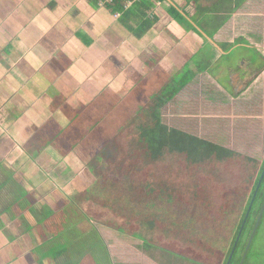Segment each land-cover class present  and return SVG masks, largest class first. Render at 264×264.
<instances>
[{"label": "crops", "instance_id": "obj_1", "mask_svg": "<svg viewBox=\"0 0 264 264\" xmlns=\"http://www.w3.org/2000/svg\"><path fill=\"white\" fill-rule=\"evenodd\" d=\"M146 1L148 9L126 2L122 14L96 0H0V264H197L78 213L94 187L86 141L123 112L141 113L156 89L183 84L160 108L161 123L233 150L209 135L234 118L250 125L243 96L264 81V0ZM236 47L258 58L227 67ZM46 217L78 221L98 245H71L53 262L47 241L57 229Z\"/></svg>", "mask_w": 264, "mask_h": 264}, {"label": "trees", "instance_id": "obj_2", "mask_svg": "<svg viewBox=\"0 0 264 264\" xmlns=\"http://www.w3.org/2000/svg\"><path fill=\"white\" fill-rule=\"evenodd\" d=\"M127 1L132 0H113L107 7L112 12L125 14ZM139 2H142L147 9L150 8L149 2ZM136 3L134 1L131 5ZM182 86L183 84L178 89H162L158 95H154L144 106L141 114L133 118L115 137L113 142L115 155L123 152L120 150L119 139L129 136L130 146L127 149L129 156L141 160L143 166L140 168L149 166L154 171L150 172V176L146 172L140 183L141 188H135L131 177L122 175L118 178L116 174L118 179L114 188L104 189L109 196H112L113 202L110 204L114 206L108 203H100V205L114 211L117 209L123 219L135 220L150 232H174L182 243H188L194 249L198 246L197 251L207 254L211 261L207 264H215L212 262L215 259L219 264H226L246 208L263 171L264 159L258 162L257 159L243 156L220 145L163 125L160 108ZM108 153L111 154V151ZM123 160L127 161V158ZM175 162L184 169L183 172H177ZM232 169H236L241 174L232 173ZM263 201L264 175L229 264H239ZM183 208L191 209L189 212H184L190 215V217L187 215L186 220L191 221L182 222L175 216ZM231 210L238 213L232 228L227 218ZM47 215L49 216L50 213ZM263 219L264 210L256 231ZM43 223L45 227L53 226L57 229V232L49 231L52 237L47 241L48 245L52 244L55 246L54 251H57L47 255L52 256L53 262L65 260V256L71 254L68 250L71 245L78 247L83 245V241L91 247L98 245L97 233L95 231L80 233L76 227L78 221L56 222L54 219L47 220L46 217ZM72 227L73 231H71ZM115 229L141 238L136 231L126 230L120 226H116ZM154 240L150 238V241L154 242ZM249 251L243 264H246Z\"/></svg>", "mask_w": 264, "mask_h": 264}, {"label": "rangeland", "instance_id": "obj_3", "mask_svg": "<svg viewBox=\"0 0 264 264\" xmlns=\"http://www.w3.org/2000/svg\"><path fill=\"white\" fill-rule=\"evenodd\" d=\"M234 1L236 4L241 0H234ZM247 43L250 42L247 41ZM229 54L230 55L227 56L228 57L227 61H225L224 63L227 64V67H232V68L237 66L238 61H242L244 59H248L251 57L252 58L256 57V59L258 58V55L255 52V50L251 48L236 47ZM224 63H221V65ZM217 72H219V69H217ZM220 75L222 77H225V75L222 73ZM226 79L224 80L226 81ZM263 85H264V81L263 79H260L256 84H254L251 87V89L247 90V92H245L246 90L244 91L245 92L243 96L245 99L244 101L250 103L249 116L247 119L244 120V122L247 121L250 124L249 127L241 128L239 125V120H235L234 118L233 120L234 122L232 123L233 124L232 126H230L227 123H224L223 126L216 127L214 133L209 135L211 136L213 142H217L219 144H224L226 146H229L233 148L232 151H235L236 153L246 157L257 159L258 162H261L264 159V89H260V87ZM161 90L162 89H156L155 92L153 89H150V95L152 94V92H155L153 93V96L158 95ZM242 90L243 89H238V90L229 89L227 92L231 94V92L237 91V94H239ZM148 95L149 93H147V95L144 96V101L147 100ZM143 102H141L138 106H140ZM145 102L143 103L142 106L146 104ZM134 111L135 110L131 109V111L123 112V117H122L123 121L122 119H120L118 121L119 125L114 126L113 124L112 125L107 124L106 125L107 133H104L102 135H97L98 133H95L94 137H91L88 141H86V147H88L87 148L88 151L85 152V155H87V153L90 152L89 156L91 157H88L87 161L91 162V166L93 167L92 175L94 177L93 179L94 187L91 189L89 196L90 199L92 198L91 199L92 202L90 205L88 204L76 205V209L78 213H84L85 217L90 216V218L93 219L95 223H99L105 226H107L106 224H109L114 229L116 226H120V228L126 230L136 231L137 233L143 235L145 238L148 239L152 238V240L155 239L159 243L170 245L172 247H177L176 249L178 251H181L191 259L196 260L193 261L191 259H188L190 262L197 264H201L200 262H202L204 264H207L211 262L210 257L207 254H205L204 252L201 254V252L197 251L199 248L198 246L197 249L196 248L194 249L192 245L188 243L186 244L185 242L182 243L180 241L179 236L174 232L171 233L167 231H162V232L157 231L155 233L150 232L148 228L145 229L140 223H137L135 220L129 221L123 219L118 214L117 209H115L114 211L100 205V203L110 204L113 202L111 199L112 196H109V194H107V192L104 191V189H106V187L109 189H113L116 184V179H118L120 176L127 175L129 176V178L131 177L132 184L135 186V188H141L142 185L140 183L143 181L146 172H148L150 176V172L154 171V169H152L149 166L140 168V166H143L141 160L139 158L129 156V151L127 150L128 147L130 146L129 136L123 139H119V144H121L120 150H122L123 152L121 154L115 155L116 152L114 150V143H113L115 137L120 134V132L127 126L128 123H130V121L133 118L141 114L138 113L135 115ZM162 123L164 124L163 120ZM175 127L176 129L180 130V127L178 126ZM248 128H250V133L247 132ZM115 129L116 131L112 135L111 132H113ZM241 130L244 131L241 132ZM181 131H185L193 135L200 134L199 131L195 130L193 127L190 129L181 128ZM202 137L204 140L210 138L208 137V135L205 134H203ZM221 139H224L225 142L221 143V141H219ZM109 151H111V154L108 153ZM125 158H127V161L123 160ZM116 159H118L117 162ZM174 164H176L177 166V172L180 173L181 171L182 172L184 171V169L178 164V162H175ZM135 169L138 170L135 172L134 171ZM237 172L238 171L236 169H232V173L237 175ZM238 173L241 174L240 172ZM116 174L118 175V178L115 176ZM101 189H103V191ZM86 196L87 194L84 197ZM110 205L114 206V204H110ZM189 211H191V209L183 208L182 210L179 211L178 215L175 216L179 219V221L189 222L191 220H186V219H187V215L189 217L190 215L188 213H184ZM237 215L238 213L235 210H231L230 214L227 217L229 218V223L231 228L233 227L234 220L236 219ZM133 222H135V224H133ZM256 232L251 242L250 245L251 247H249L250 251L248 250L249 255L246 264H264V219L260 224L258 231ZM212 262H215L216 264L218 263V260L215 259Z\"/></svg>", "mask_w": 264, "mask_h": 264}, {"label": "water", "instance_id": "obj_4", "mask_svg": "<svg viewBox=\"0 0 264 264\" xmlns=\"http://www.w3.org/2000/svg\"><path fill=\"white\" fill-rule=\"evenodd\" d=\"M263 175H264V167H263V171H262V173H261L260 179H259V181H258V184H257L256 190H255V192H254V194H253V197H252V199H251V201H250V203H249V206L246 208L245 216H244L243 222H242L241 227H240V229H239V231H238V234H237V236H236V239H235V241H234L233 247H232V249H231V252H230V255H229L228 259H227L226 264H229V262H230V260H231V258H232L233 252H234L235 247H236V244H237V242H238V240H239V237H240V234H241V232H242L243 226H244V224H245V222H246V219H247V217H248V215H249V213H248V212H249V209H250V207L252 206V203H253L254 197H255V195H256L257 189H258V187H259V185H260V182H261V180H262ZM263 210H264V201H263V204H262L261 208H260L259 211H258V216H257L256 221H255V223H254L253 229H252V231H251V234H250V236H249V239H248V241H247V244H246V246H245V249H244V252H243V254H242V257H241V260H240L239 264H243V262H244V259H245V257H246V254H247V252H248V250H249V247H250V245H251V242H252V240H253V237H254L255 232H256V230H257V227H258V225H259L260 219H261V217H262V212H263Z\"/></svg>", "mask_w": 264, "mask_h": 264}, {"label": "built area", "instance_id": "obj_5", "mask_svg": "<svg viewBox=\"0 0 264 264\" xmlns=\"http://www.w3.org/2000/svg\"><path fill=\"white\" fill-rule=\"evenodd\" d=\"M112 1H113V0H99V1H98V4H99L100 6H107V5H109ZM134 1L139 2V1H144V0H132V1H127L126 4H131V3L134 2Z\"/></svg>", "mask_w": 264, "mask_h": 264}]
</instances>
